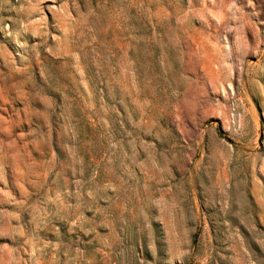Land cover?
I'll use <instances>...</instances> for the list:
<instances>
[{"label":"rangeland","instance_id":"374dc122","mask_svg":"<svg viewBox=\"0 0 264 264\" xmlns=\"http://www.w3.org/2000/svg\"><path fill=\"white\" fill-rule=\"evenodd\" d=\"M0 264H264V0H0Z\"/></svg>","mask_w":264,"mask_h":264}]
</instances>
